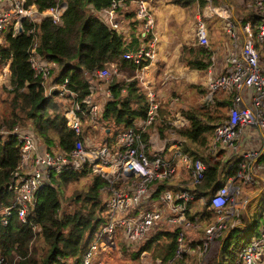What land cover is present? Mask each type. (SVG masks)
Returning a JSON list of instances; mask_svg holds the SVG:
<instances>
[{
    "label": "trees",
    "instance_id": "obj_1",
    "mask_svg": "<svg viewBox=\"0 0 264 264\" xmlns=\"http://www.w3.org/2000/svg\"><path fill=\"white\" fill-rule=\"evenodd\" d=\"M115 1L23 0L25 7L33 5L39 12L52 8L59 2H64L65 8L58 22L50 16H44L38 22L22 20L19 33L12 35V25L8 24L2 36L0 63L8 65V89L4 91L9 110L6 114H0V264H79L88 245L107 220V194L103 189L106 180L96 173L91 177L83 196L76 195L72 199L70 197L65 208L61 205L60 191L57 187L79 179L87 171L91 172L90 168L85 166L77 170L51 171L48 176L49 182L37 191L33 204L22 219L16 216L13 209L10 210L5 224H2L1 218L3 209L12 198L7 185L15 172L20 175L22 172L19 167V144L12 132L14 127L31 134L39 150L67 154L78 139L86 145L104 140L107 147L113 149L122 131L128 128L135 129V123L137 121L142 123L144 120L148 98L137 83L134 73L148 65L149 61L142 59L134 64L131 59H125L122 55L147 45L151 35L141 34L140 22L134 18L133 8L116 7L114 21L117 27H112L100 15V10L110 7ZM126 2L129 5L131 0ZM169 3L185 8L194 5L201 11L208 1L169 0ZM215 3L216 1L211 0V5H217ZM252 17L254 13L250 18ZM34 41L35 54L50 65L49 76L54 72L52 78H49L51 84L58 85L66 79L64 93L59 94L58 89H54L45 96L42 80L33 76L27 58L30 45ZM198 46L200 48L198 53H191L185 59V64L187 68L201 71L210 64L211 54L204 45ZM261 46L263 45L256 47L258 57L261 51L264 53ZM110 65H115L120 77L112 80L110 78L106 82L97 76L96 71L110 70ZM95 83H106L105 88L109 93V97L101 104H97L96 99L92 98L93 91L89 89ZM199 92L203 94L204 90L200 89ZM86 97L90 98L91 103L99 106L94 122L89 121L86 115L88 104L83 101ZM54 99H60L65 103L59 107ZM230 99V93L217 91L213 94V101L209 107L179 108L178 112L187 120V125L174 127L162 117L167 104L153 97L156 115L145 127L142 139L146 141L149 132L153 130L160 136H166L172 131L175 136L182 139V150L193 159H199L204 165L201 182L185 187L196 196L186 203L185 216L190 222L200 219V214H205L203 217L205 225L213 220L214 212L204 211L206 206L204 204L201 206L197 197L201 195L209 197L218 186L217 167L220 160L216 153L207 150L214 127L225 118ZM74 104L78 105L76 116L80 122L79 135L67 126L62 113L64 108ZM94 127L108 130H104L106 134L99 138V134L90 133L91 129H96ZM3 130L7 131L5 136L1 135ZM217 149L223 152L221 147ZM261 159L264 162V156ZM167 180L152 183L154 199L157 200V194L161 190L170 189L163 187ZM255 219L254 225L231 232L228 243H224L218 253L216 248L211 249L201 260L196 253L197 263L232 264L236 252L253 237L258 236ZM161 223L159 221L154 225L146 240H142L133 248L128 247L119 235H116L115 248L119 247L122 253L136 264L143 251L162 263L170 261L169 264H190V255L193 254L190 250L197 251L201 244L199 240L201 233L191 239L186 237L184 241L186 251L180 258L171 260L177 244V229L160 231L158 226ZM100 255L103 253H97L93 259L94 264H100Z\"/></svg>",
    "mask_w": 264,
    "mask_h": 264
},
{
    "label": "built area",
    "instance_id": "obj_2",
    "mask_svg": "<svg viewBox=\"0 0 264 264\" xmlns=\"http://www.w3.org/2000/svg\"><path fill=\"white\" fill-rule=\"evenodd\" d=\"M125 1L116 0L111 3L110 7L100 10V15L114 28L117 27L114 21L115 8L126 7ZM150 2L151 0H134V18L140 22L141 34L151 35L147 45H142L136 51L122 55L125 59H131L134 64L142 59L151 62L155 58L153 51L154 20L150 12ZM251 4L254 8V17L242 21L238 29L229 16L217 6L211 5L208 10L204 11L206 17L215 14L221 18L225 33L231 40V46L223 58L224 68L218 74H213L208 69L205 80L204 97L210 100V103L213 101V94L217 91L231 94L225 118L213 129L209 144L210 153H215L214 150L218 147H225L235 153L238 146L237 140L245 126L258 127L264 133V71L259 66L256 49L257 46L264 44V0H251ZM64 8V2H59L54 7L39 12L33 5L25 7L23 0H0V41L8 24L12 25V35H14L19 33L17 29L20 28L22 20L38 22L42 17L50 16L58 22ZM9 17H12V20L7 24ZM196 19L198 30L196 35L199 39L202 35L203 21ZM28 31L30 32L31 29ZM206 36H204L205 43H200L205 47ZM35 46L34 41L30 45L27 61L33 76L42 80L44 95L48 96L54 89H58L59 94L64 93L66 79L58 85L51 84L50 65L35 54ZM96 74L104 79L109 73L107 69H102L96 71ZM147 98L148 108L141 125L135 129L128 128L122 131L113 149H109L104 140L99 143L90 142L86 145L78 139L67 154L59 151L39 150L31 134L14 127L12 132L19 144V167L23 174L15 172L7 185L12 198L3 209L2 224L6 223V218L12 209L19 219L25 216L27 209L34 202L37 191L49 182L48 176L51 171L77 170L85 166L106 180L103 189L107 194V220L88 245L79 264H94L93 259L98 252L106 254V249H111L116 245V235H119L128 247H136L145 239L152 227L162 220L177 229V244L171 260L180 258L186 251L185 233L192 226L185 216L186 203L196 197L185 187L201 182L204 176V165L199 159H193L191 155L182 150V139L176 137L172 131L171 136L175 140L170 149L169 159H165L158 152L146 151V141L142 139V133L156 115V103L153 102L150 92L147 93ZM83 101L88 104L86 110L88 120L94 122L99 106L91 103L89 97L84 98ZM77 112L78 105L74 104L65 109L63 115L67 126L79 135L80 122L76 116ZM163 119L165 122L170 121L166 116ZM6 133L7 131H1L3 136ZM258 156L259 152L256 150H245L238 153L234 160L233 158L228 159L224 164L226 171L223 183L206 201L203 199L202 202L214 212L215 217L203 229V238L200 246L197 247V256L200 260L206 255L214 240L220 237L226 227V222L237 215L239 204L237 197L240 194V188L253 183V177L246 162H255ZM179 168L185 170L187 182L176 187L175 190H161L157 194L161 207L158 205L142 206L145 193L152 192V183L170 179ZM259 168L264 169V165H260ZM162 207H165V210ZM126 210H130L132 214L122 216ZM262 256H264V223L258 230V236L253 237L236 252L233 264H257L256 262L260 261ZM169 262L162 263L158 259H146L144 256L141 264H169Z\"/></svg>",
    "mask_w": 264,
    "mask_h": 264
},
{
    "label": "rangeland",
    "instance_id": "obj_3",
    "mask_svg": "<svg viewBox=\"0 0 264 264\" xmlns=\"http://www.w3.org/2000/svg\"><path fill=\"white\" fill-rule=\"evenodd\" d=\"M214 1H216L215 4L219 5L220 8L222 6V8L226 11V13L228 15H233L232 11L234 9V15L233 16L235 18L234 19L231 18V21L234 23V25L237 27V29L239 28L241 22H239L240 20H235V19H243V18L251 19L250 17L254 13V8L251 4V0H214ZM229 2L231 4V6L229 5ZM126 5H128L127 2H126ZM128 6H130L131 8L133 7L131 5V3H129ZM210 6H211V3L205 5V7H203L202 9L204 11H206V9L208 10V8H210ZM180 8L185 9L186 14L184 13V15L176 16L175 13H171V15H172L171 19H170L169 15H167L164 18V16L166 15V14H164L162 16L163 19H162L161 23L157 24V29L154 27L155 28L154 31L156 32V33H154L155 38H157V39L161 38L162 39V41L161 40L158 41V44L160 46L161 52L163 51L161 57L164 58L166 56V58L163 61L166 62L167 57H170L169 54H167V53L169 51H171V52L175 53V55L173 57H174V59H176V61L178 63H158V64H161V66H162L161 69H158V71H159V81L158 82L159 83L161 82V83L160 84L158 83L157 87L155 85V91L153 92V95L157 101H163L164 100L165 102L167 101L168 98L172 99V98L176 97L175 102H177V103L174 102L176 110H178L179 108L197 109L201 106H208L209 107L210 106V104H209L210 100H207L204 97L205 92L203 94H200V92H199L200 87H201L200 77H199L200 72H197L198 70H195V69L187 68L186 64H185V62H186L185 59L188 58L191 55V53H195V54L198 53V50H200L198 44L205 43L204 36L207 35L206 36V49L208 47L209 48L210 47H218L219 48V51H218V53L215 54L214 59H215V65L220 67L221 63H219V62L222 59V52L224 51V49H228L230 47L231 40L229 39L227 34H225V36H224V34L219 35V34H216L213 32V31H215L214 29L216 28V26L218 28V25L215 24V20L221 21V18H219V16H216L215 14H212V12H211L212 15H210L209 17H206L205 12L202 9H201V11L198 10V8L195 7L194 5L186 7V8L185 7H180ZM151 9L154 10V8H151ZM230 12H231V14H230ZM196 18H199L201 21H203V29L201 30L202 35H201V37H199V39L197 38V35H196V33L198 31ZM11 20H12V17H9L7 20V24ZM153 20H154V18H153ZM209 21H212V22H210L211 24L208 27H206L207 23ZM211 29H213V31H211ZM223 30H224V28H223ZM210 31H211V33H210ZM159 35H161V36L159 37ZM173 44L175 46L178 45L179 47L174 48V46H172ZM169 45H171L172 47L171 48L168 47ZM262 45L263 46H261V49L263 50L264 44H262ZM209 52L212 55V51H209ZM224 54H225V52L223 53V56H224ZM180 62H184V63H180ZM211 63L212 62L210 60V64ZM259 66L262 70L264 69V54L262 51L259 53ZM53 75H54V72H52L50 74L49 78L51 79ZM177 75H178V78H177ZM181 75H183V76L187 75L188 80L186 81V78L185 79L182 78L180 80ZM194 75H196V78L194 80H192L191 77ZM118 77H120V74H118V76H116V74H113L111 72V70H109V76L107 77V79L105 81L108 82L110 80V78L112 80V79H117ZM174 77H176V78L174 79ZM105 84L106 83H103V84H96L95 83V84H92V86L95 87L96 93H97L101 90H106ZM4 89H8V65L4 64V63H0V114H6L9 110V107L7 104V97H6V93H5ZM99 93H97V94L93 93V97L96 99V102L98 104H101L102 101L99 99L103 98V96H101L102 95L101 93L99 95ZM200 99H201V101H200ZM54 100L58 103L59 107L62 106L61 104L63 102L65 103V101H62L60 99H54ZM168 100H170V99H168ZM63 107H65V106H63ZM63 111L64 110H62V113H63ZM163 113H165V112H163ZM94 128H96V129L90 130V133H92L93 135L99 134L98 137L101 138V137H103L104 133L106 134V132H105L106 130L104 128H102V127L100 129L98 127H94ZM96 143H99V142H96ZM214 151H215L216 155H219V153H221V151L219 149H215ZM50 152H52V151H50ZM228 159L229 160L232 159V155H231L230 151L224 147V151L222 152V154L220 155L218 160H220V164L222 165L224 162H226L225 160H228ZM95 173L97 174V172L92 171V170H91V172L87 171L86 174H83V176L79 177V179L72 181V182H69V183H66L64 185L60 184V186L57 187L60 191V200H61V205L63 208H65V206L69 203L68 201H69L70 197L72 199L76 195H80V196L84 195L86 188L88 187V185L91 181V177ZM148 194H149V192L145 193V195H148ZM102 195H105V194H102ZM239 199H240V196L238 195L237 200L240 201ZM72 206H73V203H72ZM254 206H252V207L249 206L248 208H246L245 213L240 212V210H238L237 211V217L236 216L231 217V219L232 220L237 219V221H239L241 223H245L246 214H248L249 218L253 217L255 219L256 216H258V214H260V213H259V208L256 210ZM131 214H132V212L130 210H126L122 216H130ZM212 217L214 219L215 214H212ZM255 220L257 221L256 227L257 228L260 227L262 225V222H263L262 216H260V217L258 216ZM225 229H226V227H225ZM225 229H223V231L221 232V235L223 234ZM221 235H220V237H221ZM220 237H218V238H220ZM218 238H216L214 240V243L216 241L219 242ZM115 246L111 249H108V250L106 249V254L99 256L100 264H136L131 259H129V257L127 255L123 254L122 251L119 249V247L115 248ZM212 247H210L208 251H210V249H212ZM208 251H207V253H208ZM140 256H139L138 264H141L145 255L140 253ZM149 258L155 259V258H152L151 256Z\"/></svg>",
    "mask_w": 264,
    "mask_h": 264
},
{
    "label": "crops",
    "instance_id": "obj_4",
    "mask_svg": "<svg viewBox=\"0 0 264 264\" xmlns=\"http://www.w3.org/2000/svg\"><path fill=\"white\" fill-rule=\"evenodd\" d=\"M207 1H208V4L211 3V0H207ZM131 5L133 6L132 8L134 9L135 4H134L133 0H131ZM229 5L231 6L230 2H229ZM215 6H217L218 8H220L219 5H215ZM149 7H150V12H151V14H152V16L154 18V25H155L154 27L156 29H157V24H160L161 23V21L163 19L162 16L164 14H166L164 16V18L167 15H169L170 19L172 18L171 13H175L176 16L184 15V13L186 14L185 9H182V8H180L177 5H174V4L169 3V0H151V2L149 4ZM122 8H124V9H131V7L128 6V5H126V7H122ZM151 8H154V10H152ZM221 8H222V6H221ZM222 11H224V13H226V11L224 9ZM230 14H231V12H230ZM232 14L234 15V9L232 11ZM233 15H228L229 16V19H231V18L234 19L235 17ZM235 20H240L239 22H242V21H245L246 19L243 18V19H235ZM210 22H212V21H209L207 23V26L206 27H208L211 24ZM215 24L218 25V28L216 26V28L214 29L215 31H213V29H211V31H213L214 33L219 34V35L220 34H224V36H225L226 33L223 30V28H224L223 21H220V20L217 21V20H215ZM211 31H210V33H211ZM237 32L239 33L238 30H237ZM154 33H156V32L154 31ZM160 36L161 35H159V37ZM156 39L157 38H155V43H154V48H153L154 55H155L154 60L151 61V62H149L148 65H145V67L142 68L141 70H139L136 73H134L135 74L134 77L137 78V81H138L137 83L143 88L144 95L146 97H147V93L148 92L151 93V97L152 96L154 97L153 92L155 91V85L157 87V84L159 83L158 82L159 81V71H158V69H161L162 66H161V64H158V63H178L176 61V59H174V57H173L175 55V53L174 52H171V51H169L167 53V54H169L170 57H167L166 62L163 61L166 58V56L164 58L161 57L163 51L161 52L160 46L158 44V41H160V40L162 41V39L161 38H158L157 40ZM172 46H174V48H178L179 47L178 45L175 46L174 44ZM172 46L169 45L168 47L171 48ZM228 49H224V51L222 52V59L219 62V63H221L220 64V67L215 65V59H214L215 58V54L218 53V51H219V48L218 47H210L208 49L209 51H212V55H210V60H211L212 63L209 64L206 69L201 70V71L200 70L197 71V72H200V76H199L200 77V84H201L200 89H203L204 92H205V80H206V75H207L208 69H210V72L213 73V74H218L219 72H221L222 69L224 68L223 67V58H224L223 53L225 52V54H226V52L228 51ZM180 63H184V62H180ZM109 68H111L110 70H111V72L113 74H116V76H118L119 73H118L117 68L115 67V65H110ZM263 71H264V69H263ZM108 73H109V70H108ZM108 76H109V74H108ZM107 77L104 78V80H106ZM175 78L176 77H174V79ZM177 78H178V75H177ZM182 78H184V79L186 78V81L188 80V76L187 75H184V76L181 75L180 80ZM195 78H196V75H194V76L191 77L192 80H194ZM89 89H90V91H93L92 92V98H94L93 97V93L97 94L99 92L102 94L101 96H103V98H104V99L103 98H100L99 99L102 102L105 101L107 99V97H109V93H108L107 88H105L106 90H101V91H99L97 93H96V89H95L94 86H90ZM93 89H95V91ZM100 93H99V95H100ZM246 95L247 94L245 93V96ZM168 99H167L166 102L164 100L161 101V102H164V103L167 104L165 106V108H164V111L163 112H165V113H163L162 117L164 118L166 116V118H169V120H170L169 122L170 123L169 122H167V123L170 124V125H172V126H174V127H177V126H182V127L183 126H186L187 125V120L185 118H183L179 114L178 110L175 109L174 102H175L176 97H174V98H172L170 100H168ZM170 101H171V103H169ZM200 101H201V99H200ZM175 103H177V102H175ZM65 109L66 108H64L63 110H65ZM167 113H169V114H167ZM140 125H141V122L140 121H137L135 123V127H139ZM105 130L107 131L108 129H105ZM174 140H175L174 137L171 136V131H169L166 136H160L156 131L153 130L152 132H149V135L147 137V140H146V151L147 152H158L165 159H169V157L171 156L170 149H171V146H172ZM237 143H238V146H237V149H236V152L235 153H233V151H231L229 149L230 150V153L232 155L233 160L235 159V157L238 156V153H241V152H243L245 150H256V151L259 152V156L257 157V161H255V162H246V166H248V168L251 171V174H252V177H253V183L251 185H243V186H241V188H240V194H239V196H240V199L239 200L240 201H238L239 202V204H238V210H240V212L245 213L246 212V208H248L249 206L252 207V206L255 205L254 207H255L256 210L259 208V213L260 214H258V216L259 217L262 216V221H263L262 224H263L264 223V204H263V201H264V169L259 168V166L260 165H264V162L262 161L263 159H261L264 156V133L258 127L245 126V127L242 128V132H241V134L239 136V140H237ZM221 148H222L221 150L224 151V147H221ZM207 151L209 152V148H208ZM221 154L222 153H220L219 156L217 155V158H219ZM225 161H227V160H225ZM225 163L226 162H224L221 165L220 162H219L218 167H217V172H218V174H217L218 186L221 183H223V180H224V177H225V171H226V169L224 168V164ZM21 173L23 174V171ZM186 182H187V174H186V172H185L184 169L179 168L176 171V173L174 175H172L170 177V179H168L164 183V186L163 187L170 188V189H166V190H171V189H175L176 187H178L181 184H184ZM197 198L199 199V204L201 206H203V204L206 206V207H204V211L211 210V209H209L207 207V204L206 203H203L202 202L203 199L206 201L208 197H205V196H202L201 195V196H199ZM145 205L147 207H150L152 205L153 206L154 205L155 206L158 205L159 207L162 206V205H160V203H159L158 200L156 201L153 198L152 192H149V194L146 195L143 198V200H142V206H145ZM162 208H164V210H165V207H162ZM190 210L191 209L189 207V211H188V214L189 215H190ZM168 211H167V213H168ZM204 215L205 214H200V219L197 218L196 220H194L193 222H191L192 223V226L189 229H187V231L185 233V236L188 239L197 237V236L200 235V233H201V236H199V240L202 239V237H203V229L206 226L205 225V221L203 220ZM258 216H256V217H258ZM236 217H237V215H236ZM161 222L162 223L158 226V229L160 231H163L164 232V231L172 230V228H173L172 226L173 225H171L170 223L166 222L165 220H162ZM254 223H255L254 222V218L253 217L249 218L248 214H246L245 223H241V222L237 221V219L232 220L230 218L226 222V229L224 230V232L221 235V237L218 238L219 239V242L216 241L215 243L213 242L214 244L212 243V245H211V247L213 246L212 249L216 248L217 253H218L220 247L224 243L225 244L228 243V239H230V235H231L230 233L231 232H233V231H241L242 228H245L246 229L247 227L251 226L252 224L254 225ZM261 226L258 227V230L261 228ZM149 233H150V231L147 233L146 237L149 235ZM146 237H145V240H146ZM190 251H193V254L190 255V262L189 263L190 264H199V263H197V261H198L197 260V256H196L197 251H195V250H190ZM190 251L188 250V253H190ZM141 253H144L146 259H149V257H150V254L149 253H147L145 251H143ZM234 261H233V263H234ZM256 263L257 264H264V256H262L260 258V261H258Z\"/></svg>",
    "mask_w": 264,
    "mask_h": 264
},
{
    "label": "water",
    "instance_id": "obj_5",
    "mask_svg": "<svg viewBox=\"0 0 264 264\" xmlns=\"http://www.w3.org/2000/svg\"><path fill=\"white\" fill-rule=\"evenodd\" d=\"M17 31L20 32V28L19 27H18Z\"/></svg>",
    "mask_w": 264,
    "mask_h": 264
}]
</instances>
